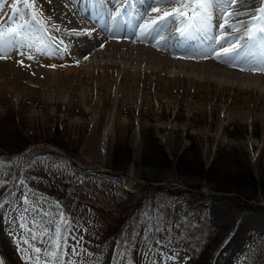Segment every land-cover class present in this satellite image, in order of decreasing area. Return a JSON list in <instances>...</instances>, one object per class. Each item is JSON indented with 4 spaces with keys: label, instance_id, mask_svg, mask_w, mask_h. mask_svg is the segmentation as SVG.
Masks as SVG:
<instances>
[{
    "label": "rangeland",
    "instance_id": "1",
    "mask_svg": "<svg viewBox=\"0 0 264 264\" xmlns=\"http://www.w3.org/2000/svg\"><path fill=\"white\" fill-rule=\"evenodd\" d=\"M147 9L148 6L136 13L138 22ZM15 14L16 20L7 18L6 26L21 18L19 8L15 9ZM47 38V47L50 42L55 50L56 42L52 37ZM116 60L113 62L117 63ZM228 90L237 94V89ZM33 92L10 99L0 94V161L3 162L0 166V182H3L0 187V261L3 264H33L26 257L35 255L36 247L42 252L51 247V241L56 239L57 224H60L63 258L73 264H195L201 252L195 256L183 243L186 236L193 235L207 249L203 251L210 264H264V191L245 189L232 194L219 193L216 185L199 173L187 175L177 172L174 166L159 168L142 162L146 148L152 143L172 162L188 148H195L204 169L217 160L219 152H234L235 157L229 160L228 167H222L233 173L236 167H246L248 169L243 170H250L260 179L264 168V122L257 114L248 110L249 113H245L250 116L245 115L246 118H223L222 129L221 125L214 128L218 123L214 111L207 107L198 112L190 111L185 102L176 106L135 103L132 109L120 112L114 121L109 119L114 108L107 106L108 115L104 118L107 116L110 130L105 136H94L92 131L100 120L98 107L105 95L103 91L94 96L99 102L95 107L68 96L67 100L64 97L50 103L44 100L42 91ZM110 100L113 102L114 98ZM189 103L200 104L193 98ZM213 104L215 109L216 104ZM23 142L30 144L26 151L17 156L7 153ZM56 144L61 146L55 147ZM117 145L126 146L131 157L114 165L112 158ZM29 150L32 155L34 152V157L27 173L22 156ZM43 177L56 179L55 187L40 191L31 186L29 179L43 184ZM141 187H162L176 195L165 196L154 189L145 193ZM24 194L28 196V203L22 205ZM25 207H35L37 211L24 213ZM134 208L140 210L137 217H141L129 230L127 238H130L129 247L134 237L138 241L135 245L140 253L138 257L135 253L132 255L131 250L127 254L126 250H119L117 235H114L116 223L127 221L128 213ZM169 210L182 229L180 234L166 228ZM216 212L225 217L219 219ZM22 213L25 219H20ZM61 214L66 223L58 219ZM144 220L150 223L139 228L140 234L137 227ZM235 222L243 227L241 235L245 242L232 246ZM21 224L26 227H20ZM154 229L162 230L157 233ZM36 230L39 231L36 233ZM100 233L106 236L99 242L83 238L90 239ZM33 235L37 237L35 240ZM205 238H209L206 246Z\"/></svg>",
    "mask_w": 264,
    "mask_h": 264
},
{
    "label": "bare ground",
    "instance_id": "2",
    "mask_svg": "<svg viewBox=\"0 0 264 264\" xmlns=\"http://www.w3.org/2000/svg\"><path fill=\"white\" fill-rule=\"evenodd\" d=\"M149 3L150 0H35L42 15L33 20L34 10L23 6V0H0V26L6 30L19 29L23 44L19 48L22 54L11 50L7 59H0V94L10 99L40 90L44 100L50 103L68 96L77 97L83 105L95 107L99 102L94 96L103 91L105 95L100 100L101 107H98L100 120L92 131L94 136L106 135L110 130L107 116L104 118L108 115L107 106L114 108L113 115L109 116L114 121L120 112L132 109L135 103L140 106H151L152 103L176 106L185 102L194 112L207 107L216 113L218 123L214 128L221 125L223 129L220 123L223 118H246L250 116L249 111L264 122V72L246 70L261 58L260 48L252 49L251 63L216 59L213 49L219 50L220 46L212 45L209 37L219 34L221 17L218 12L213 13L210 27L206 29L181 36L174 30L180 23L176 21L159 33L141 38L140 28L145 15L133 27L128 25V19L132 21L136 11H144ZM247 3L253 7L237 8L236 11L251 12L260 6V0H247ZM172 7L166 5L160 12L147 9V18L159 17ZM16 8L21 10V18L6 26V19L17 15ZM117 12L120 13L118 19L115 18ZM248 19L246 15L239 17L241 21ZM40 21H43V27ZM234 35L239 36V33ZM47 37L56 42L55 50L50 42L47 47ZM166 39H171L179 47L169 45ZM29 55L32 59L28 58ZM228 89H237V94L227 92ZM108 95L114 98L113 102ZM192 98L200 104H190ZM209 102L212 105L206 106ZM216 216L219 219L225 217L221 212H216ZM239 224L235 222L232 246L239 241L245 242L241 235L243 227Z\"/></svg>",
    "mask_w": 264,
    "mask_h": 264
},
{
    "label": "snow or ice",
    "instance_id": "3",
    "mask_svg": "<svg viewBox=\"0 0 264 264\" xmlns=\"http://www.w3.org/2000/svg\"><path fill=\"white\" fill-rule=\"evenodd\" d=\"M166 5L173 6L171 10L164 11L162 15L156 18H147L148 12H145V19L142 27L140 28L143 38L144 36H151L153 33H159L166 29L169 24H174L176 21L180 23L175 26V31L179 32L181 36L187 35L189 32L197 29H206L210 27V20L213 13L218 12L221 17V23L219 27V34L217 36H210L209 40L212 45H219V50L213 49L215 58L227 62H240L251 63L254 53L253 48L257 46L260 48L261 58L253 67L246 69L249 71L264 72V0H260V6L255 10L246 13L237 12V8H252V4L247 3V0H151L148 5V9L151 12H160ZM23 6L32 8V19L36 20L42 13L36 8L35 0L28 3V0H23ZM120 13L117 12L116 19L119 18ZM241 15L249 17L246 21L239 20ZM237 21L236 23H230V21ZM41 27H43V21H40ZM59 31V29H57ZM239 33V36L234 35ZM20 30H6L0 26V59H7L11 50H16L17 54H22L19 51L23 44L20 40ZM91 35V32H88ZM246 38V39H245ZM243 40L244 43H239ZM63 43V42H61ZM59 51V48L56 49ZM67 51V49H64ZM29 59L32 57L29 55ZM22 63V61H21ZM54 67V65H53ZM245 70V69H241ZM3 162L0 161V166ZM22 183V182H21ZM0 187H3V182H0ZM28 203L27 194L23 195L21 204ZM29 211H37L35 207L29 209L24 208V213ZM20 219H25L22 213ZM61 223H66L62 214L58 217ZM33 223L35 220L33 219ZM51 223V221H50ZM20 227H26L25 224H21ZM47 234L46 232L44 233ZM60 236V224L56 225V239L51 241V247L42 250L39 247L34 248L32 257H26L27 260L33 262V264H39L41 260L44 264H73L71 261H66L63 258V247L59 242ZM37 237L32 236L35 240ZM157 243H161L157 241ZM3 264V261H0Z\"/></svg>",
    "mask_w": 264,
    "mask_h": 264
},
{
    "label": "trees",
    "instance_id": "4",
    "mask_svg": "<svg viewBox=\"0 0 264 264\" xmlns=\"http://www.w3.org/2000/svg\"><path fill=\"white\" fill-rule=\"evenodd\" d=\"M30 144L23 142V144L17 146V148L12 150H7V153L10 156H17L20 153L26 151L29 148ZM59 147L61 145L56 144L55 147ZM32 150H29L22 156V160L25 163V172L28 173L29 171V164L31 163V160H33V155L31 153ZM219 156L217 157V160L213 161L208 169H204L203 161L201 160V156L199 153H197V149L195 148H188L187 151L181 153L175 160V162H172L170 158L167 156V154L157 146V144L152 143L149 144L146 148V152L143 155V164L147 166L152 167H159V168H168L171 166L175 167V170L179 173L187 174L190 173L194 174H200L202 177H206L208 180L213 182L216 185V191L219 193H238L245 189H251V190H262L264 191V168L261 171L260 179H257L254 177L252 172L250 170H243L248 169L246 167H236L237 171L233 173L232 171H226L225 167H228L227 164L231 163L229 161L233 156L234 152H231L227 154L225 151H221L218 153ZM21 156V155H20ZM131 157V152L126 146L117 145L115 148V152L113 154V164L117 165L118 163L129 161ZM235 157V156H234ZM225 165V167H222ZM32 174V173H31ZM28 176V175H27ZM26 177V176H25ZM31 181V186L35 188L36 190H42L45 188H53L55 187L56 183L54 180H48L47 178L43 177V184L38 181ZM144 189V187H141ZM154 189L156 192H159L162 195L165 196H173L176 195L175 192H172L170 190H167L162 187H147L143 190V192H148V190ZM156 204H158V201H155ZM133 210V211H132ZM131 213L129 212L128 215L129 219L127 221H124V223L121 222V224L116 223V230L117 232L114 233V235H117L116 241L118 249L121 251L126 250L130 253L129 250H131L132 255L135 253V256L138 257V241H135L136 238L134 237V243L131 245V247L128 246V242L130 241V238H127L129 236V230L132 229V227H135L136 221L141 216L137 217V215L140 213V210L138 208L131 209ZM169 222L166 224V228L169 231L173 232H179L181 233L182 229L180 228L178 222L173 219L171 211L168 212ZM150 223V220H144L141 224L138 225V232L141 234L140 227L142 225H147ZM153 224V222H152ZM148 226H145V228ZM155 230V229H154ZM162 230V229H161ZM161 230L156 232L160 233ZM177 230V231H176ZM195 231V230H194ZM193 230L191 232H194ZM190 233V232H189ZM83 235H81L82 237ZM106 236L105 233L96 234L94 237L87 239L86 236H83L85 240L94 241L97 240V242L101 241ZM143 234L141 235V239L143 238ZM140 239V236L138 237ZM182 238V235L181 237ZM183 240V239H182ZM209 238H205L204 245L206 246V243L208 242ZM187 244L188 248L190 247V250L195 254L200 253L199 258L195 259V264H210L208 263V259L206 256L205 251L207 249L203 248V244L198 240L195 239V236H186L184 242ZM130 248V249H127ZM128 250V251H127ZM205 250V251H203ZM145 261H143L144 263Z\"/></svg>",
    "mask_w": 264,
    "mask_h": 264
}]
</instances>
